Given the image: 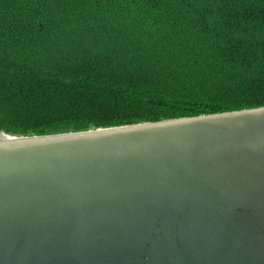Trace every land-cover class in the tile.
<instances>
[{
  "label": "water",
  "instance_id": "obj_1",
  "mask_svg": "<svg viewBox=\"0 0 264 264\" xmlns=\"http://www.w3.org/2000/svg\"><path fill=\"white\" fill-rule=\"evenodd\" d=\"M0 264H264V106L0 129Z\"/></svg>",
  "mask_w": 264,
  "mask_h": 264
},
{
  "label": "trees",
  "instance_id": "obj_2",
  "mask_svg": "<svg viewBox=\"0 0 264 264\" xmlns=\"http://www.w3.org/2000/svg\"><path fill=\"white\" fill-rule=\"evenodd\" d=\"M264 106V0H0V129Z\"/></svg>",
  "mask_w": 264,
  "mask_h": 264
}]
</instances>
